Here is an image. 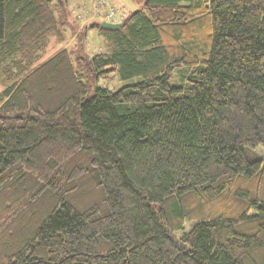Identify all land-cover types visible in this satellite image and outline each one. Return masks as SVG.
Masks as SVG:
<instances>
[{
    "label": "trees",
    "instance_id": "trees-1",
    "mask_svg": "<svg viewBox=\"0 0 264 264\" xmlns=\"http://www.w3.org/2000/svg\"><path fill=\"white\" fill-rule=\"evenodd\" d=\"M131 1L0 0V264H264V0Z\"/></svg>",
    "mask_w": 264,
    "mask_h": 264
},
{
    "label": "rangeland",
    "instance_id": "rangeland-1",
    "mask_svg": "<svg viewBox=\"0 0 264 264\" xmlns=\"http://www.w3.org/2000/svg\"><path fill=\"white\" fill-rule=\"evenodd\" d=\"M68 11V26L64 30V40L57 43L54 39L49 41L41 61L53 56L61 49L71 51L74 56L91 57L95 53L106 52V43L104 38L96 29H87L84 38L80 41L76 36L83 31L89 23H98L103 21L105 14L110 10L115 12L113 23L119 22L128 12L139 9V6L131 0H66ZM181 70L173 73L170 84L179 85L182 74ZM138 79L134 78L128 81H121L117 76H109L104 79L88 82V96L94 94L96 87L107 88L115 91L122 86L133 84ZM2 80L0 79V93L3 90ZM264 157V153L261 152Z\"/></svg>",
    "mask_w": 264,
    "mask_h": 264
},
{
    "label": "water",
    "instance_id": "water-1",
    "mask_svg": "<svg viewBox=\"0 0 264 264\" xmlns=\"http://www.w3.org/2000/svg\"><path fill=\"white\" fill-rule=\"evenodd\" d=\"M47 1L50 2L52 0H47ZM101 27L105 29H118L120 27V24L102 22Z\"/></svg>",
    "mask_w": 264,
    "mask_h": 264
},
{
    "label": "built area",
    "instance_id": "built-area-1",
    "mask_svg": "<svg viewBox=\"0 0 264 264\" xmlns=\"http://www.w3.org/2000/svg\"><path fill=\"white\" fill-rule=\"evenodd\" d=\"M114 18H115V12L113 10H110L108 13L105 14V18L103 21L112 22Z\"/></svg>",
    "mask_w": 264,
    "mask_h": 264
}]
</instances>
